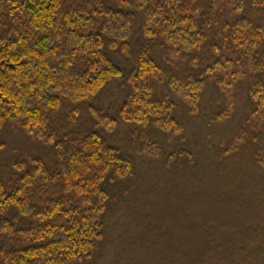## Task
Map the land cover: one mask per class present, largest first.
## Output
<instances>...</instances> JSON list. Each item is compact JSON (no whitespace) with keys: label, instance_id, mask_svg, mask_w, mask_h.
<instances>
[{"label":"trees","instance_id":"16d2710c","mask_svg":"<svg viewBox=\"0 0 264 264\" xmlns=\"http://www.w3.org/2000/svg\"><path fill=\"white\" fill-rule=\"evenodd\" d=\"M228 1L220 13V0H0V264H100L109 187L138 172L119 129L184 132L162 80L198 106L209 85L228 93L250 75L248 141L264 166V24L246 12L264 0ZM131 142L164 154L136 128Z\"/></svg>","mask_w":264,"mask_h":264},{"label":"rangeland","instance_id":"374dc122","mask_svg":"<svg viewBox=\"0 0 264 264\" xmlns=\"http://www.w3.org/2000/svg\"><path fill=\"white\" fill-rule=\"evenodd\" d=\"M230 8L220 0L216 12ZM246 12L264 24L262 12ZM250 83L247 75L228 93L211 84L196 106L160 81L157 94L173 105L184 132L135 127L162 145L159 160L135 154V128L121 126L115 142L134 158L138 172L129 183L109 187L114 202L100 264H197L203 257L208 262L201 264H264V166L248 141L260 132L250 120ZM220 115L225 117L216 121ZM180 152L192 156L187 162L178 157L184 168L170 170L169 156Z\"/></svg>","mask_w":264,"mask_h":264}]
</instances>
